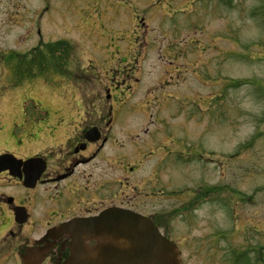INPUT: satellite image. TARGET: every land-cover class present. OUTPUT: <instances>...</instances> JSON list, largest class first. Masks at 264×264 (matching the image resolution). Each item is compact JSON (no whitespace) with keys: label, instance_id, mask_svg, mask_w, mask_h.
<instances>
[{"label":"rangeland","instance_id":"1","mask_svg":"<svg viewBox=\"0 0 264 264\" xmlns=\"http://www.w3.org/2000/svg\"><path fill=\"white\" fill-rule=\"evenodd\" d=\"M40 41L33 51L63 49L58 65L44 61L54 72L25 69ZM124 70L140 85L115 111L156 117L141 128L161 130L168 151L181 148L173 133L188 140L177 164L167 155L165 194L209 188L189 222L175 220L183 264H264V0H0V152H36L15 143L33 121L70 130L106 111L87 96ZM197 144L203 156L189 154Z\"/></svg>","mask_w":264,"mask_h":264},{"label":"flooded vegetation","instance_id":"2","mask_svg":"<svg viewBox=\"0 0 264 264\" xmlns=\"http://www.w3.org/2000/svg\"><path fill=\"white\" fill-rule=\"evenodd\" d=\"M41 43L31 49L32 55L24 57L28 59L24 64L28 72L34 71L36 66L45 70L44 61L47 60L58 65L62 57L63 49L59 43L51 52L47 48L33 51ZM36 58L42 61L34 67ZM134 74L128 70L120 76L116 73L114 78L105 80L97 93L87 96L88 101L108 102L107 108L105 103L102 105L106 111L76 115L70 121V130H61L63 120L53 126L56 121L51 124L42 118L31 122V130H26L25 137H18L15 142L18 149L32 146L34 141L39 143V149L30 153L12 152L20 162H13L11 169L0 172V264H28L29 255H40V251L44 253L41 264H64L71 256L72 234L77 229L63 230L61 227L96 218L111 209L145 216L169 238L176 229L174 224L180 212L189 222L190 203L202 200L209 188H204L207 186L203 183L190 190V194L188 190L177 191L172 184L173 192L169 196L165 194L161 176L169 163L167 155L181 153L182 145L185 146L188 140H180L173 133L170 138L178 140L173 143L181 148L168 151L162 146L163 137H157L161 130L150 131L148 126L141 128L140 123L145 122L158 127L156 117L135 119L120 113L129 95L133 96L137 90L135 87L140 85V79L132 76ZM117 77L119 81L122 78V84H116ZM166 82L164 79L161 87ZM117 104L120 106L118 112L115 111ZM196 148L204 150L198 144ZM193 149L189 154H205L204 151L194 153ZM2 154L5 153L0 152ZM176 158L172 156L170 163L177 164ZM28 161L30 164H23ZM149 161L151 163L145 168ZM167 198L169 206L166 205ZM179 203L185 206L180 207L182 204L178 206Z\"/></svg>","mask_w":264,"mask_h":264},{"label":"water","instance_id":"3","mask_svg":"<svg viewBox=\"0 0 264 264\" xmlns=\"http://www.w3.org/2000/svg\"><path fill=\"white\" fill-rule=\"evenodd\" d=\"M14 160L11 155L1 156L0 171ZM70 227L77 229V247L67 264H181L176 245L142 216L114 210ZM88 240L96 245L88 247Z\"/></svg>","mask_w":264,"mask_h":264}]
</instances>
